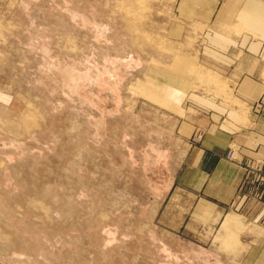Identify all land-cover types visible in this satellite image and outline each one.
I'll return each mask as SVG.
<instances>
[{
    "label": "rangeland",
    "instance_id": "1",
    "mask_svg": "<svg viewBox=\"0 0 264 264\" xmlns=\"http://www.w3.org/2000/svg\"><path fill=\"white\" fill-rule=\"evenodd\" d=\"M185 2L0 0V264H252L264 167L212 220L185 173L208 117L260 130L264 91L199 61Z\"/></svg>",
    "mask_w": 264,
    "mask_h": 264
},
{
    "label": "crops",
    "instance_id": "2",
    "mask_svg": "<svg viewBox=\"0 0 264 264\" xmlns=\"http://www.w3.org/2000/svg\"><path fill=\"white\" fill-rule=\"evenodd\" d=\"M184 7L192 12L187 21L204 26L199 61L206 68L226 75L242 97L257 99L261 96L264 91V0H186ZM208 121L209 135L202 141L206 147L192 152L185 174L188 182L194 184L189 194L208 207L195 213L205 214L212 220L225 214L227 207L237 205L248 165L253 161L264 167V158H260L264 145L254 144L257 136L264 138V125L259 131L239 133L230 130L228 123L234 121L227 117L220 124L213 122L211 116ZM221 127L226 129L215 131ZM248 134L257 136L240 140V136ZM234 145L240 147L239 152H235L237 160L228 157ZM254 211L264 216V206ZM244 214L248 213L242 211L241 215ZM251 245L256 251L248 256H251L250 262L264 264V240H253Z\"/></svg>",
    "mask_w": 264,
    "mask_h": 264
},
{
    "label": "bare ground",
    "instance_id": "3",
    "mask_svg": "<svg viewBox=\"0 0 264 264\" xmlns=\"http://www.w3.org/2000/svg\"><path fill=\"white\" fill-rule=\"evenodd\" d=\"M238 218L236 216L230 215L228 214L225 218V220L223 221V224H225V226L227 228L233 227L235 224L238 223ZM245 229V228H244Z\"/></svg>",
    "mask_w": 264,
    "mask_h": 264
}]
</instances>
